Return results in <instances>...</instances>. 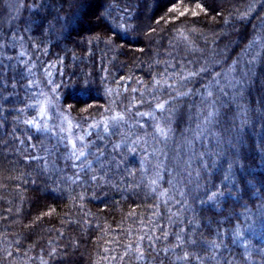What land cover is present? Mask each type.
Segmentation results:
<instances>
[{
  "label": "trees",
  "instance_id": "obj_1",
  "mask_svg": "<svg viewBox=\"0 0 264 264\" xmlns=\"http://www.w3.org/2000/svg\"><path fill=\"white\" fill-rule=\"evenodd\" d=\"M16 2L0 264H264V0Z\"/></svg>",
  "mask_w": 264,
  "mask_h": 264
},
{
  "label": "rangeland",
  "instance_id": "obj_2",
  "mask_svg": "<svg viewBox=\"0 0 264 264\" xmlns=\"http://www.w3.org/2000/svg\"><path fill=\"white\" fill-rule=\"evenodd\" d=\"M25 1H27V0H25ZM4 3L10 4L14 7H17L16 0H4ZM179 11H181V12L183 11L185 13H191V14L195 13V11L193 9H188V8H186V6L185 7L183 6V8H181ZM9 13L11 15V10H9ZM10 15H8V18L10 17ZM5 17L7 19V16H5ZM50 115H51V100L46 98L45 100H43V102L40 106L38 118L40 121H44V120L48 121ZM54 125H57V124H53V127H54ZM60 125H62V124H60V123L58 124V130H60ZM68 130H69V128H68Z\"/></svg>",
  "mask_w": 264,
  "mask_h": 264
}]
</instances>
